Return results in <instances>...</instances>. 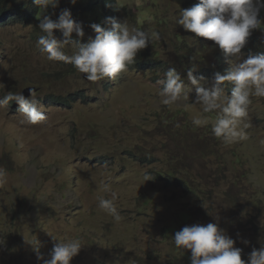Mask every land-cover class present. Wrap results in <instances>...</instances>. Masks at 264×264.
<instances>
[{
	"label": "rangeland",
	"instance_id": "1",
	"mask_svg": "<svg viewBox=\"0 0 264 264\" xmlns=\"http://www.w3.org/2000/svg\"><path fill=\"white\" fill-rule=\"evenodd\" d=\"M115 1L117 18L159 33L149 42V53L162 52L167 67L181 74L188 99L163 105L156 85L163 77L159 71L128 68L118 78L97 82L79 72L58 81L45 79L61 64L39 51L37 32L26 24L0 29V43H5L0 46V97L36 82L42 86L36 99L46 115L30 125L22 123L17 103L0 108V169L6 172V182H0V264H41L34 245L48 258L58 242L52 236L81 240L83 248L71 264H185L190 250L175 247L176 231L211 222L245 240L241 232L250 231V216L257 217L258 209L264 213V148L259 143L264 140V98H252L246 140L225 144L216 138L211 131L215 113L208 125L192 124L199 109L190 106L197 93L187 70L195 66L194 75L205 77L201 85L210 88L214 73L235 61L214 41L199 50L194 45L199 37L177 23L187 3L199 0ZM68 7L56 9L54 20ZM75 21L82 23L85 36L73 33V40L95 36L90 16ZM54 35L62 39L60 32ZM253 52L264 54V31ZM249 55L255 54L242 50V59ZM80 92L88 94L87 103ZM225 94L231 95L228 85ZM63 98L70 103H53ZM159 171L175 172L196 192L166 186L156 180ZM112 193L119 221L99 207L98 198H112ZM183 214L193 217L184 223ZM164 227L175 232L166 233ZM260 227L257 250L264 246V221Z\"/></svg>",
	"mask_w": 264,
	"mask_h": 264
},
{
	"label": "clouds",
	"instance_id": "2",
	"mask_svg": "<svg viewBox=\"0 0 264 264\" xmlns=\"http://www.w3.org/2000/svg\"><path fill=\"white\" fill-rule=\"evenodd\" d=\"M32 2L38 8L44 9L45 13L49 8H52L55 13V10L62 5H69L68 9L60 11L55 20L54 15L52 19L47 14L39 19L41 34L37 38L36 46L42 54H46L47 60L60 61V66L73 67L77 73H82L89 82L118 78L120 73L125 72L128 68H135V65L138 64L135 62L136 56L139 57L138 52L149 51V42L152 43L159 39V33L156 31L141 30L138 27L130 26L126 19L122 21L117 17H108L106 23L109 27L101 26L98 20L94 21L95 23L90 27L95 36L89 37L88 41L73 40V33H76L80 38L85 36L82 23L75 21L79 17H83L84 14L78 16L75 10L83 11L85 7L83 4L86 0H82L78 5L75 4L76 0H71L74 5L69 4L68 0H61L59 5V0H32ZM262 9H264V0H199L198 3L195 1V4L188 9L186 6L180 12L177 20V23L182 25L186 31L199 37L196 43L207 47L211 41H214L226 57H235V61H226L231 66L223 73L219 71L214 73L210 88L201 85V81H204L205 77L201 76L198 79L194 75L195 66L187 70V81L195 86L197 93L194 103H191L190 106L199 109L198 113L192 117V124L197 127L208 125L210 114L215 113L211 131L225 144L248 138L246 129L250 125L246 121L249 105L252 103L253 97L264 98V54L249 55L247 59H242V49L252 32L257 29L264 31V27H262L264 21L260 19ZM9 13L14 15L1 17L0 25H6L0 29L13 24H25L18 21L17 12L10 11ZM98 13L99 11L91 12L90 15H98ZM15 17L16 20L13 21ZM27 26L35 28L31 25ZM56 30L61 33L62 39L54 35ZM1 45L4 46L5 43L2 42ZM161 45H166V43L161 42ZM69 46L73 49L71 53L65 51ZM161 54L162 52H160V56ZM166 64L167 62H164V66L156 70V72H163V77L156 81V85L161 103L170 106L181 99H188V95L185 79L174 67H167ZM227 85L230 87V96L225 94ZM38 87L30 84L22 92H7L0 97V108H6L12 102H16L19 105V113L23 117L22 123L34 125L44 121L46 115L43 106L39 105L36 99V95L41 92ZM27 90L29 97L24 94ZM66 100L67 103L70 102L69 98ZM168 124L167 120L165 126ZM160 127L162 128L161 124ZM259 143L264 148V140ZM160 172L165 176L172 174L171 180L173 178L174 180H161ZM163 178L165 179V177ZM251 178L247 177L248 180ZM145 179L149 180L147 176ZM156 180L166 186H178L182 189L179 185L181 180L176 178L175 172L159 171ZM0 182H6V172L3 169H0ZM189 186L190 190H182L187 194L195 193V186L190 184ZM262 189L264 196V184ZM102 190L107 191V186H104ZM114 199L115 193H112V198L99 197L98 203L100 208L119 221L121 217L114 204ZM247 204L249 207L253 205L249 202ZM258 211L257 217L250 216L253 214L252 212L249 214L252 222L251 229L247 231L245 228L241 232L242 235L248 236L245 240L239 234H237L238 238H232V232L220 228L217 223H197L174 231L175 247L181 250H190L184 254L185 264H264V246L257 250V246L263 238L260 224L264 221V213L260 212V209ZM191 217L193 216H189L185 222L182 221L187 223ZM169 229V227H164L166 233H169ZM52 237L54 241L58 242L53 244L48 258H45L39 252V248L32 244L37 260L41 264H71L73 258L78 256L83 248L81 240H60L55 236Z\"/></svg>",
	"mask_w": 264,
	"mask_h": 264
},
{
	"label": "trees",
	"instance_id": "3",
	"mask_svg": "<svg viewBox=\"0 0 264 264\" xmlns=\"http://www.w3.org/2000/svg\"><path fill=\"white\" fill-rule=\"evenodd\" d=\"M60 2L61 0H59L58 5ZM33 4L34 3L32 2V0H0V20H2L1 17L5 15H14L9 12L15 11L17 12L16 15L19 16L18 17L19 22H23L27 25H31L35 27L33 30L37 32L36 38H38V36L41 34L39 30V23H40L39 19L42 18L44 14L51 16V18L53 19L54 11L52 8H49L47 12L45 13L44 9H40L35 4H34L35 6ZM194 4H195V1L187 3V9L193 6ZM83 5H85L83 11H79V9L75 10L77 15L81 16L84 14L85 17L90 16L91 20H94V21L98 20L99 24L103 27H109V25H107L106 23V19L108 17H117V14H118V8H117L115 0H86V2ZM96 11H99L98 15H90L91 12H96ZM16 17L13 19V21L16 20ZM5 25L6 24H1L0 28L4 27ZM261 31L262 30L260 29L254 30L252 32V35L248 38L246 45L244 46L242 50H245L246 52L252 53L255 55L263 54V52H253V49L256 48L258 34ZM56 32H59V30H56ZM181 43L183 44V46H187V41H184L182 38H181ZM195 46L199 50H203L206 48L205 46H202L200 43H195ZM160 51H163V50H160ZM148 53L149 51L147 53L140 51V53L137 54L139 55V57L136 56L135 58V62L138 63L137 65H135V68L137 71L149 70L152 72H156V70L164 66V61L160 58V52L149 53V54ZM76 73L77 72L73 69V67L62 65L59 67L58 70H54L51 74H48V76L47 74H44V78L52 79L53 81H58L62 79L63 77H65L66 75L69 76V75L76 74ZM31 85H34L36 87L37 83L33 82ZM38 88H39L38 90L42 89L41 84ZM79 94L81 95H78V97L82 96L84 99V102L87 103L88 95L85 92L83 93L80 92ZM50 98H53V97H50ZM70 98H75V97L70 96ZM67 102L68 101L64 98L63 99H53V103H57V104H64ZM12 103H16V102H12ZM160 176H161L160 178L161 180L170 181L172 178V174H170L169 176H165L162 172H160ZM163 177H165V179ZM172 180H174V178ZM179 185L185 191H188L191 189V187L186 181H183V180L179 181ZM181 218L185 222V220H187L189 216L183 215L181 216ZM169 232H174V230L170 228Z\"/></svg>",
	"mask_w": 264,
	"mask_h": 264
},
{
	"label": "water",
	"instance_id": "4",
	"mask_svg": "<svg viewBox=\"0 0 264 264\" xmlns=\"http://www.w3.org/2000/svg\"><path fill=\"white\" fill-rule=\"evenodd\" d=\"M24 94H25L27 97H29V91H28V90L25 91Z\"/></svg>",
	"mask_w": 264,
	"mask_h": 264
}]
</instances>
